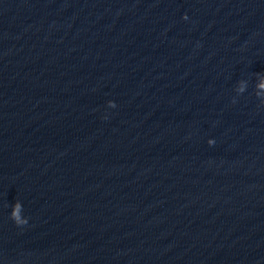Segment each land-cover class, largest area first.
<instances>
[{"label":"water","instance_id":"95a60500","mask_svg":"<svg viewBox=\"0 0 264 264\" xmlns=\"http://www.w3.org/2000/svg\"><path fill=\"white\" fill-rule=\"evenodd\" d=\"M258 75L264 0H0V264H264Z\"/></svg>","mask_w":264,"mask_h":264},{"label":"clouds","instance_id":"9594fccd","mask_svg":"<svg viewBox=\"0 0 264 264\" xmlns=\"http://www.w3.org/2000/svg\"><path fill=\"white\" fill-rule=\"evenodd\" d=\"M257 80H258V82H264V76H257ZM245 85H246V82L245 81H240V83H239V85H238V88H237V91L238 92H244L245 91ZM257 96L258 97H260L261 98V102L262 103H264V96H261L260 94H259V92L257 93ZM108 106L109 107H115V103L114 102H109L108 103ZM210 143H211V141H210ZM15 222L17 223V224H24V223H26L27 221L26 220H23V221H17V220H15Z\"/></svg>","mask_w":264,"mask_h":264}]
</instances>
